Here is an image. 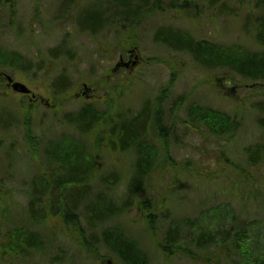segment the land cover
<instances>
[{"label": "rangeland", "instance_id": "obj_1", "mask_svg": "<svg viewBox=\"0 0 264 264\" xmlns=\"http://www.w3.org/2000/svg\"><path fill=\"white\" fill-rule=\"evenodd\" d=\"M147 1L155 5L151 10L157 13L142 24L121 32L120 21L109 19L99 29L101 33L92 36L79 35L78 27L85 20L76 16L84 11L88 15L91 9L103 11L114 2L129 7L128 0H79L70 9L71 15L63 14V0H0V47L18 51L34 61L40 59L38 55H46L47 50L66 41V37L72 36L70 45L76 49L74 62L52 64L47 59L46 65L40 66L45 68L36 76L27 70L9 71L0 67V73L25 84L38 98L32 102L31 95L14 93L6 80L0 78V115L18 121L9 130L0 129V235L12 234L17 228L30 229L41 234L46 242L42 247L38 244L41 250L33 254L32 260L0 256V264H94L75 242L72 227L65 226L59 218H49L40 225L26 220L27 190L31 185L28 187V183L38 172L45 174L54 169L53 161L38 145L43 147L66 135L78 139L79 133L63 118L79 112L84 105L92 104L102 111L113 105L114 113L107 112L117 121L122 113L127 117L138 115L144 102H154L163 94L166 96L163 116L173 127L170 144L167 153L160 154L159 167L149 179V189L139 199L146 203L148 196H153L157 205L148 210L147 203H141L126 217L100 228L115 225L125 228L147 253V264H205L204 259L193 261L178 253L173 256L161 253L157 246L170 225L173 229L182 228L181 240L191 251L208 258L215 255L217 261L212 264H264V124L260 123L264 110H258L264 104V82L254 84L259 86L255 88L230 69L202 68L190 54L174 52L163 41L155 40L158 31L169 28L217 46L242 45L246 50L257 51L251 39L256 35L255 20L264 15V9L258 7L264 0H189V4L186 0ZM247 22L252 24L246 26ZM128 50H137L140 64L132 73L122 69L110 75L118 58H126ZM60 73L69 78L70 91L65 97L54 99L50 83ZM84 85L92 91L88 92L92 95L89 100L84 98ZM180 98L187 101L175 121L171 108ZM190 102L235 117L237 131L235 128L228 137H217L201 126L189 129L184 121ZM27 122L31 125H26ZM91 141L85 138L84 146L94 153L98 177L87 202L93 203L94 196L103 192L120 203L134 155L110 153L107 149L97 153ZM256 147H263V152L261 162L254 166L249 161L258 159L254 156ZM246 149L251 150V160L245 155ZM110 174L117 175L119 184L111 194L100 184L102 176ZM150 217L157 222L155 233L148 226ZM85 220L81 218L82 226L87 225ZM201 232L218 237L228 232L231 239L240 235L245 257L232 242L230 248L214 246L201 252L196 247ZM5 239L0 242V253ZM61 252L65 254L63 262L55 263L54 258L62 256ZM107 260L116 264L112 257L102 264H108Z\"/></svg>", "mask_w": 264, "mask_h": 264}, {"label": "trees", "instance_id": "obj_2", "mask_svg": "<svg viewBox=\"0 0 264 264\" xmlns=\"http://www.w3.org/2000/svg\"><path fill=\"white\" fill-rule=\"evenodd\" d=\"M186 1L188 4L191 2ZM136 3L142 6L140 5L135 12L133 11L135 6L128 5L129 7L126 8L124 6V10L131 8V11L125 10L126 15L123 12L121 15L115 14L114 18L119 17L120 21L125 19L123 21L126 24L131 21L136 24L139 19L145 21L148 16L157 13L155 9L151 10L155 5L149 4L147 0H137ZM183 6L186 7L187 4L183 3ZM183 6H179V9L181 7L184 9ZM122 7H118V10H121ZM258 7L264 9V3ZM91 14L92 12L86 14L84 20L88 23L81 24L80 34L90 33L95 36L101 33L99 30L101 27L95 28L90 23ZM11 17H13V13ZM255 21L256 35L251 39V42L258 47L257 51L246 50L242 45H233L229 48L217 46L209 41H198L189 34H184L180 30L172 31L169 28L158 31L155 40L163 41L174 52L190 54L195 63L202 68L209 70L230 69L254 85L264 82V15L259 16V19ZM251 24L252 22H247L245 25L250 26ZM75 55L74 47L68 44H59L47 50L46 55H40L38 60L41 61L34 62L18 51L0 47V67L9 71L27 70L36 76L45 68L40 66L46 65L47 59H51L52 64H61V62L65 63L66 57L72 61ZM43 57H46V60ZM65 77L68 78L65 73H60L51 79L50 88H52L51 93L54 99L65 97L68 93V81ZM254 86L255 88L259 87L258 85ZM186 101L187 99L183 101V98H180L178 104L171 108L173 120L176 121L178 112ZM164 102H166V96L163 94L154 102H144L142 112L138 115L127 117L122 113L118 115L117 121H114L113 115L110 116L107 112L112 110L113 105L107 111L99 110L92 104L84 105L79 112L64 116L63 121L70 124L79 133V137L74 139L66 135L59 141H52L43 147L38 145L39 148H44L47 158L53 161L54 169L45 174L42 171H37L39 174L31 183H28V187L29 184L31 185L27 190L29 202L26 220L40 225L49 218H59L65 226L72 227L75 242L80 244V248L86 252L94 264H102L108 257H112V261L116 264H147L145 260L148 256L147 253L140 248L134 238L127 234L125 228L120 225L108 226V228H100V226L105 223L109 224L111 221H119L141 203H147L148 210L157 205L151 195L152 198L148 196L146 203L143 199L140 202L139 199H141V194L149 189L151 174L156 172L159 167L158 158L161 153H167L166 150L170 144L173 127L164 119L162 107ZM186 109L187 119L184 123L188 125L189 129H197L201 126L208 131L209 135L217 137H228L235 131V128L237 131L238 124L235 117H230L227 114L221 115L220 112H213L209 107L192 102L187 104ZM258 110H264V104H261ZM7 116L0 115L1 130H9L11 125L18 123L15 119ZM260 123L264 124V119ZM26 125L31 124L27 122ZM88 137L92 139L91 144L94 152L97 150L99 153V151L107 149L110 153L134 155L133 169L125 186V193L120 197V203H116L112 195H108V197L103 192L94 196L93 203L87 202L94 187L92 185L98 177L94 169V153H89L84 146V139ZM250 151L246 149L245 155L251 160L252 153ZM262 152L263 147H256L254 156H258V159L249 162L257 166L261 162ZM117 179V175L102 176L100 184L103 188L106 187L108 193L111 194L119 187ZM81 218L86 219V226H82ZM156 224V220L150 217L148 226L153 233L157 230ZM181 231L182 228L173 229L171 225L166 229L163 241L157 246L163 255L173 256L178 253L193 261L204 259L205 264L217 261L215 255L208 258L191 251L181 240ZM244 234L242 233V235ZM40 235L30 229L23 230V228H17L14 233L4 237L0 235V242L6 238L5 244L1 246L0 256L21 258L23 261L32 260L33 254L37 250H41L38 247L46 244ZM230 236L231 233L228 232L222 233L220 237L214 233L201 232V235L197 237L196 247L201 252H208L214 246L230 248L229 244L232 242L241 249V255H244L242 253L243 239L238 238L240 235H236L234 239H231ZM61 254L62 256L54 258L55 263L63 262L65 254L64 252Z\"/></svg>", "mask_w": 264, "mask_h": 264}, {"label": "bare ground", "instance_id": "obj_3", "mask_svg": "<svg viewBox=\"0 0 264 264\" xmlns=\"http://www.w3.org/2000/svg\"><path fill=\"white\" fill-rule=\"evenodd\" d=\"M116 4V9H115ZM123 6L121 10H118V7ZM124 5L119 2H114L113 5L105 6L103 11H94L89 17V21L95 28L101 27L106 21L109 19H113L115 14H122V12H126L124 9ZM126 8V7H125ZM93 19L91 20V18ZM99 17V18H97ZM96 23V24H95Z\"/></svg>", "mask_w": 264, "mask_h": 264}, {"label": "flooded vegetation", "instance_id": "obj_4", "mask_svg": "<svg viewBox=\"0 0 264 264\" xmlns=\"http://www.w3.org/2000/svg\"><path fill=\"white\" fill-rule=\"evenodd\" d=\"M64 1V5H63V7H64V13L65 14H68V13H70V9H74L75 7V3L76 2H78V0H63ZM137 2V0H128V4L130 3V7L132 6V7H134L135 9L133 10L134 12H135V10H137V9H139V7H140V5L139 4H137L136 3ZM142 6V5H141ZM127 19V18H126ZM123 20H125V19H123ZM127 20H129V19H127ZM133 59V58H132ZM118 60L119 61H121V60H123V62H122V68H124L122 71H128V74L131 72V66L129 65L128 67L126 66V67H124V64H126L129 60H131V57H130V55H129V50H128V52H127V55H126V58H124L123 56H120L119 58H118ZM141 61H140V59H139V62H138V64L140 63ZM137 64V65H138ZM120 71V70H119ZM0 78H2V79H4L3 77H0ZM79 96V95H78ZM91 98V97H90ZM38 100V98H36L35 100H32L31 99V101L32 102H35V101H37Z\"/></svg>", "mask_w": 264, "mask_h": 264}, {"label": "water", "instance_id": "obj_5", "mask_svg": "<svg viewBox=\"0 0 264 264\" xmlns=\"http://www.w3.org/2000/svg\"><path fill=\"white\" fill-rule=\"evenodd\" d=\"M132 65L135 66L136 62L132 63ZM7 81H8V84L12 83V79L10 77H7ZM11 87L13 91H15L16 93L24 94V95L30 94V90L21 83H18V82L12 83ZM84 88H85V93H86V91H88V88L86 86H84ZM108 264H111V261H108Z\"/></svg>", "mask_w": 264, "mask_h": 264}]
</instances>
